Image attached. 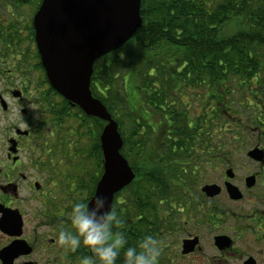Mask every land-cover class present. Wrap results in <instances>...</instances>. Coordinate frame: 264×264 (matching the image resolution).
Here are the masks:
<instances>
[{"label":"trees","instance_id":"1","mask_svg":"<svg viewBox=\"0 0 264 264\" xmlns=\"http://www.w3.org/2000/svg\"><path fill=\"white\" fill-rule=\"evenodd\" d=\"M30 2L38 9L42 0H3L15 8ZM141 14L143 26L135 36L95 63L91 90L119 123L121 152L136 173V180L115 196L113 206L122 216L126 202L118 198L129 190L130 221L144 222L145 233H150L155 228L148 223L160 221L162 199L169 200L180 189L181 162L193 159L197 148L205 157L190 166H213L206 159L222 157V152L227 156L230 148L220 145L224 130H219L232 122L237 102L250 101L255 93L264 95L255 91L264 87V0H142ZM17 33L0 29V49H21L14 44ZM30 35L35 40L33 27ZM81 119V128L95 126L91 158L102 174L104 123L84 114ZM229 131L246 133L234 127ZM159 142L177 143L179 151L192 154L170 153L144 165L145 152L154 151ZM130 231L129 242L135 244L142 232L137 225Z\"/></svg>","mask_w":264,"mask_h":264},{"label":"flooded vegetation","instance_id":"2","mask_svg":"<svg viewBox=\"0 0 264 264\" xmlns=\"http://www.w3.org/2000/svg\"><path fill=\"white\" fill-rule=\"evenodd\" d=\"M15 21L21 23L18 18ZM12 22L0 23V29L10 28L16 33V22ZM22 33L20 30L19 34ZM41 65L38 49H0V264H77L78 257L88 252L84 246L73 253L58 242V230L69 226L68 211L74 202V192H78V181L71 182L66 174V148H73L71 134L75 131L66 133L65 123L73 116L71 110L77 109L52 91ZM204 101L208 112V100ZM250 105L257 109L254 110L256 128L253 130L259 131V137L252 148L243 153L244 158L230 160L222 152V157L206 159L214 163L215 168H212L214 165L190 166L200 160L195 149L193 159L181 162L178 170L183 173L177 183L180 189L170 195L169 200L164 198L160 202V221L148 223L155 228L150 233L161 241L162 254L158 264H191L202 260L203 253H207L205 241L210 245L209 239L204 237L205 231L209 226L212 231L220 229L226 223V217L235 211L228 208L232 204L250 209L251 224L246 229L252 237L246 238V229L237 225L232 229L237 233L236 238L226 232L214 235L212 245L218 256L211 258L207 253V262L213 258L225 261L231 255L230 259L238 264H264V256L250 254L251 249L242 253L236 245L241 240L264 247V157L253 159L248 156L256 148L264 152V95L255 93ZM199 109L197 104V111ZM76 114V119L82 120V115ZM233 127L237 131H248L238 123ZM178 145L159 142L157 153L162 159L170 153L184 155V149L179 151ZM220 145L225 147L224 142ZM170 146L171 151L165 152L164 149ZM191 154L188 151L185 155ZM237 161L241 163V173L234 166ZM219 164L226 165L223 172L218 177L211 174L213 179L210 181L205 179ZM228 170L232 177L227 175ZM98 175L101 177L102 174L95 176ZM98 181H92L94 191L90 199ZM228 184L237 189L239 199L230 196ZM207 185L218 186L220 193L210 198L203 192ZM126 201L122 206L124 230L129 237L130 227L137 225L141 237L146 224L130 221L131 207ZM243 214H240L242 220ZM220 236L229 238L223 248L216 244V238Z\"/></svg>","mask_w":264,"mask_h":264},{"label":"water","instance_id":"3","mask_svg":"<svg viewBox=\"0 0 264 264\" xmlns=\"http://www.w3.org/2000/svg\"><path fill=\"white\" fill-rule=\"evenodd\" d=\"M142 0H42L33 17L36 47L50 85L69 103L77 105L88 117L104 123L100 135L104 171L96 185L113 205L117 193L136 180V173L121 153L124 140L119 123L103 102L95 98L90 84L95 63L125 46L143 26ZM253 159L264 157L263 150H251ZM227 175L232 177L231 170ZM233 199L237 189L227 185ZM216 196V185L203 188ZM93 194V195H94ZM220 236L216 244L227 245Z\"/></svg>","mask_w":264,"mask_h":264},{"label":"rangeland","instance_id":"4","mask_svg":"<svg viewBox=\"0 0 264 264\" xmlns=\"http://www.w3.org/2000/svg\"><path fill=\"white\" fill-rule=\"evenodd\" d=\"M37 10L38 9H36V5L34 4V2H30L29 4H23L19 8H15V7L10 6L9 3L8 4L3 3V0L0 1V23L2 22H5L7 24L13 23L12 20L16 22L15 20L17 18L22 23L21 24L19 22H16V27L18 31L17 34L19 35V37L17 38L18 40H16V42L19 44V47L21 49H36V43L34 40V36L32 35V38H31V35H30V28L32 27L33 17L36 14ZM20 30H22L23 32L22 34H19ZM43 71H44V68L42 72ZM260 89H264V87H261ZM238 103H244V105L243 106L236 105L233 107V110H232L233 120L230 124L227 125L226 130L224 129V131L222 132L223 142L224 144H226V146H229L230 148L229 151L231 153L227 154L230 160H233V158L234 159L237 158L239 160L240 158H244L243 153L247 152L250 148H252L256 139L259 137V131L253 130L254 128H256V124H255L256 119L254 115L255 114L254 110L256 111L257 109H255L253 105H250V101L237 102V104ZM71 111L75 113H73V116L70 117L68 121L66 122V129H67V133H70V131H73L75 128L79 127V130L75 132L76 134L75 133L71 134L72 135L71 136L72 145H73V142H75L76 140L79 141V144L75 147L73 146V148L72 147L66 148V174L68 175V178L71 180V182L76 181L77 183L78 181L79 185L76 188L78 192L75 191L74 192L75 195H73L72 197L73 200L75 201L76 199H79L81 197L89 198L91 196V193H93L94 183L92 184V180L95 178V175L98 174L97 172L98 166L96 164L97 161L95 160V158H91V138L96 134L95 126L92 125V127L89 126V128H87L86 126L84 128H81L82 121L78 118L76 119L77 117L76 113L78 114L80 113L78 112V110L76 111L71 110ZM195 112H197V114L200 113V111H195ZM234 123H238L242 127L245 126L248 131L243 134L242 133L240 134L238 132L236 134H232V132L229 130L233 129ZM155 146L158 148L159 143H156ZM156 147H154V151L152 152L151 150L145 152L144 154L145 158L142 159L143 160L142 163H144V165L151 161L157 160L156 158H159V159L161 158L160 156H156L158 152ZM197 150L199 152L200 159H201V156H203V159H204L205 155L200 154L204 150L202 148H197ZM69 152H72V153L69 155ZM74 154L76 155L78 154V156L75 158ZM228 161H226V163H228ZM226 165L219 164L217 170L216 171L211 170L210 175L205 177V179H209V181L212 180L213 177L211 176V174H214V176L218 177L221 174V172H223ZM240 165L241 163L238 161L234 164L238 173H241ZM212 168H215V165ZM201 181H203V178H201ZM129 195H130V191L126 190L124 191V193L121 194L120 198L118 199L119 201L124 200L125 202H127L126 198H128ZM117 208H119V206ZM228 208L233 209L235 211H233L234 213L229 214L226 217V223L221 225L220 229L216 231H212L211 226H209L208 230L205 231L204 237L209 239V243H210L209 245L205 241L206 249H207L208 255L211 256V258L214 255H215L214 258L218 256V251L212 245V239L214 235L226 232L227 234H229L230 237L236 238L237 233L232 231L233 227L235 228L237 226L242 227L244 228V231H245V229L249 228L251 224L250 219H249L250 209H248L245 205L241 206V205L232 204V205H229ZM241 213H244L242 215L243 220L240 218ZM241 220L242 222L239 223V221ZM247 230L248 229H246L245 231L246 235L249 234ZM250 237L252 236L248 235L246 238H250ZM236 245H237V248L240 249L242 253L249 251V249H251L252 252L250 254H253L256 256L257 254H259L260 258H263L264 256L263 254L264 247L253 245L252 241L248 243L246 241L238 240ZM207 253H203V258H201L203 261L198 260L197 262H193L191 264H224V263L225 264H238L237 262H233L230 259L231 255H229L228 258L226 257L225 261H219V258H217L218 259L217 261V260H214L213 258L211 259V261L207 262L206 260L208 257ZM263 261H264V258H263Z\"/></svg>","mask_w":264,"mask_h":264},{"label":"clouds","instance_id":"5","mask_svg":"<svg viewBox=\"0 0 264 264\" xmlns=\"http://www.w3.org/2000/svg\"><path fill=\"white\" fill-rule=\"evenodd\" d=\"M69 226L58 230V242L70 252L86 246L77 264H158L161 241L144 233L137 243H129L122 226L125 220L110 203L109 197L97 191L91 199H76L68 211Z\"/></svg>","mask_w":264,"mask_h":264},{"label":"bare ground","instance_id":"6","mask_svg":"<svg viewBox=\"0 0 264 264\" xmlns=\"http://www.w3.org/2000/svg\"><path fill=\"white\" fill-rule=\"evenodd\" d=\"M42 67H43V66H42ZM91 79H92V78H91ZM50 86H51V85H50ZM51 88H52V87H51ZM90 89H91V84H90ZM52 91H53L56 95H58V96H60V97L62 96L61 94H59V93H58L55 89H53V88H52ZM91 92H92V90H91ZM92 94H93V93H92ZM93 96H94V95H93ZM94 97H95V96H94ZM63 98H64V97H63ZM95 98H96V97H95ZM97 99H98V98H97ZM65 100H66V99H65ZM99 100H100V99H99ZM66 101H67V100H66ZM67 102H68V101H67ZM70 104H71V103H70ZM71 106L74 107V108H76L77 110L79 109V110L81 111V109H80L77 105H73V104H71ZM74 111H75V110H74ZM81 112H82V111H81ZM73 113H75V112H73ZM83 114H84V113H83ZM83 114L81 113L82 116H83ZM84 115H85V114H84ZM66 133H67V132H66ZM100 144H101V143H100ZM121 153H122V152H121ZM124 157H125V156H124ZM125 158H126V157H125ZM102 159H103V157H102ZM126 159H127V158H126ZM127 160H128V159H127ZM128 162H129V160H128ZM129 164H130V163H129ZM103 171H104V168H103ZM123 190H124V189H123ZM123 190H122V191H123ZM122 191H120L119 193H121ZM117 194H118V193H117ZM117 194H116V195H117ZM116 195H115V196H116ZM114 200H115V198H114ZM113 204H114V203H113Z\"/></svg>","mask_w":264,"mask_h":264}]
</instances>
